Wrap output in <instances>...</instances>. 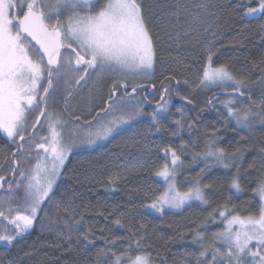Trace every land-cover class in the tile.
I'll return each mask as SVG.
<instances>
[{"label": "trees", "instance_id": "16d2710c", "mask_svg": "<svg viewBox=\"0 0 264 264\" xmlns=\"http://www.w3.org/2000/svg\"><path fill=\"white\" fill-rule=\"evenodd\" d=\"M176 2L143 0L156 48L152 78L147 82L155 88V93L145 101L140 89L129 103L132 101V106L141 104L146 115L136 123L125 125L104 144L70 154L52 202L44 205L33 227L11 245L0 242V264H97V251L110 247L106 241L115 240L113 250L119 254L141 238L140 251L149 252L155 264L161 261L164 264H197L196 257L202 249L200 243L193 242L194 237L197 232H203V243L207 245L214 233L222 231L223 218L220 219L219 211L227 206L234 214L256 212L258 197L253 198L252 189L257 179L264 175V159L260 152L264 147V125L257 118L250 129L238 127L234 120L226 119L227 111L222 102L235 97L237 108L251 106L253 112L264 114L247 98L251 96L252 101L259 104L264 86L249 84L244 97L217 95L233 92L232 88L219 92L193 86L198 83L203 50L209 42L215 44L214 65L227 63L238 77L255 81L260 75L256 66L264 67V28L261 27L264 17L242 18L247 7L257 6L256 0L251 3L249 0H179L182 5L189 6V11H182L179 17L170 14ZM198 3L206 4V9L195 8ZM192 8L197 9L194 13L197 21L194 26L184 28L188 25L185 14H191ZM169 76L174 78L169 80ZM177 80L181 81L179 85ZM184 80L189 84H184ZM63 87L62 83L58 86L49 102V111L65 120L75 115L83 123L92 121L96 116L93 112L81 115L73 111L71 104L79 88L69 89L73 95L68 97L66 109ZM165 88L169 90L165 96L169 103L166 113H158L163 118L158 121L157 131L151 126L148 114L156 109L157 105L153 104L159 102ZM117 93L121 96L119 91ZM182 96L192 103L187 104ZM38 115V109L30 113L29 123H34ZM177 120L182 127L175 123ZM44 127L42 121L35 132L40 133ZM33 131L28 129L29 133ZM209 144L224 148L228 153L239 149L243 154L236 162L239 169L235 166L225 168L211 158L204 160L202 154ZM182 145L187 147L182 149ZM16 147L0 133V176L5 177V189L7 181H14L13 159L23 155L13 157ZM169 148L175 150L183 162L175 181L180 192H186L197 179L201 185L211 184L212 187L204 190L207 200L204 205L193 203L178 212L163 211L155 215L145 211L144 206L163 192V184L155 176L165 164V150ZM170 161L169 153L167 162L170 164ZM205 168L209 170L202 173L201 169ZM234 175L239 176L244 189L238 194L230 187ZM109 177H115L116 183L110 185ZM213 210H216L214 214ZM117 220L123 227L115 223ZM66 225L75 227L69 231ZM13 227L0 219V233ZM85 235L91 244L83 240ZM210 256L211 253L209 259Z\"/></svg>", "mask_w": 264, "mask_h": 264}, {"label": "snow or ice", "instance_id": "6c2138e0", "mask_svg": "<svg viewBox=\"0 0 264 264\" xmlns=\"http://www.w3.org/2000/svg\"><path fill=\"white\" fill-rule=\"evenodd\" d=\"M256 4V7H247L242 18L255 20L264 17V0H256ZM194 7L206 9L207 5L198 3ZM182 11L188 12L189 6L177 0L171 6L170 14L179 17ZM261 27L264 28V24ZM68 49L70 52L62 51ZM214 49L212 42L204 47L202 72L194 89L213 85L231 87L233 93L244 97L249 84L264 86V67L256 66L260 75L255 81L238 77L229 64L214 65ZM155 58L156 48L143 0H0V133L17 145L13 157L23 154L12 161L14 181H7V189L4 188L5 177L0 176V191L3 192L0 195V219L14 226L0 233V242L11 245L18 236L33 227L44 205L52 202L66 161L74 149H89L99 142L108 141L114 134H119L125 125L136 123L146 115L141 104H129L137 87L132 88V93L125 91L124 96L118 97L117 89L126 90L128 85L117 81L109 92L103 115L98 112L92 121H85L84 125L78 123L80 117L74 115L76 122L69 128L67 120L49 111V102L53 100L58 86L61 83L64 86L67 109L68 97L73 95L69 89L86 83L92 72L97 79L113 75L125 80L148 74L154 67ZM173 78L168 77L169 80ZM180 83L177 80V84ZM183 83L188 85L189 81L184 80ZM168 91V88L164 89L161 102L148 114L151 126H155L157 131L158 121L163 118L158 113L167 112L169 99H165V96ZM247 98L257 109L264 111V93L259 104L252 101L251 96ZM181 99L187 104L192 103L187 97L182 96ZM222 104L227 111L226 119L235 120L238 127L250 129L257 118L264 125L261 111L253 112L251 106L237 108L235 97ZM37 109L39 115L30 124L28 116ZM42 121L46 125V134L36 140L35 129ZM175 123L182 127L179 120ZM29 128L34 131L29 133ZM184 147L187 145H182V149ZM260 152L264 159V147ZM169 153L170 164L167 162ZM242 156L239 149L228 153L224 148H214L213 144H209L202 154L204 160L211 158L225 168L235 166L238 169L236 162ZM165 158V164L156 175L163 178L167 187L144 207L163 214L165 207L182 208L192 200L207 203L204 190L212 185H201L197 179L186 192H180L175 181L177 170L183 162L177 152L170 148L165 150ZM22 160L32 162L29 167L21 168ZM208 170L201 169V172ZM108 182L115 184L116 178L109 177ZM230 187L234 194L243 192L238 175L232 177ZM252 191L253 198L258 197L255 213L234 214V210L225 206L224 210L219 211L224 229L214 233L210 243H203V232L196 233L193 242L200 243L202 249L196 257L197 264H249V259L251 264H264V175L257 179ZM115 223L123 227L119 220ZM66 227L71 231L75 225ZM83 240L88 241L87 235ZM91 243L88 241V244ZM106 243L110 247L97 251V264H155L149 252L140 251L142 238L130 243L119 254L113 250L115 240ZM217 244L221 246H215ZM161 264L164 262L161 261Z\"/></svg>", "mask_w": 264, "mask_h": 264}, {"label": "rangeland", "instance_id": "374dc122", "mask_svg": "<svg viewBox=\"0 0 264 264\" xmlns=\"http://www.w3.org/2000/svg\"><path fill=\"white\" fill-rule=\"evenodd\" d=\"M196 11H197V9L192 8V10L190 11L191 14H189V13H188V15L185 14V18L184 19H186V21L188 22V25H187V27L185 26L184 28H188V27H191V26L195 25V23H196L195 21H197L196 17H198L197 15L194 14V13H197ZM152 74H153V69L146 75L128 77L125 80H120V78L118 76H113V75H106V76H104V77H102L100 79H97L96 78V74L94 72H92L88 76L87 82L86 83L82 82V85L80 87H78L79 88V92L76 95V97L73 99V102L71 104L72 107H73V111L76 112V113H79L81 115L91 114L102 103L104 97L107 94H109V89L111 88V86L114 85L117 81H119L120 83H127V85H128L127 88H129L127 92H130L133 87H139V86H142V85H150L147 82L152 78ZM207 88L216 89L219 92H224V91H227L231 87L213 85V86H210V87H207ZM117 92H118V89H117ZM124 93H125V89H124ZM129 104H132V101ZM67 121L69 123V128H71L72 124L76 122L71 117L69 119H67ZM78 123H80L81 125H84V123L82 121H80V120L78 121ZM32 131H33V129H32ZM45 134H46V125H45L44 128H41L40 133L36 132L35 139L39 140V137L43 136ZM4 137H6V136H4ZM105 142L106 141L99 142L95 146L102 145ZM89 149H91V148H89ZM75 150H81V149H74L73 151H75ZM33 156H35V153H33ZM31 162L32 161H29V160H22V163H21L20 167L21 168H27V167H29ZM155 177H156V179H158L159 181L162 182L163 191H164L166 189L167 185L165 184L163 178L158 177L157 175ZM193 203L199 204V205H204L205 204V203H201L198 200H192V201L187 202L182 208H168V207H165L163 211L178 212V211L182 210L185 206H187L189 204H193ZM144 209H145V211H147L149 213H152V214H155V215L161 214L160 212H156L155 210L147 208V207H145ZM220 219H221V217H220ZM223 229H224V223H223ZM215 246H221V245L217 244ZM249 264H251L250 259H249Z\"/></svg>", "mask_w": 264, "mask_h": 264}, {"label": "flooded vegetation", "instance_id": "af4514ba", "mask_svg": "<svg viewBox=\"0 0 264 264\" xmlns=\"http://www.w3.org/2000/svg\"><path fill=\"white\" fill-rule=\"evenodd\" d=\"M69 51H70V49H68ZM63 51H66V50H63ZM143 87H141V93H140V96L145 100V101H147V96H153L154 95V93H155V88H154V91H153V93L151 94V95H149V90H148V86L149 85H142ZM147 87V88H146ZM113 89V85L111 86V88L109 89V92L111 91ZM156 90L157 91H159L160 89H158V87L156 88ZM118 91L120 92V94H121V96H124V88L123 89H121V88H118ZM136 94V93H135ZM135 94H134V96H135ZM108 95L109 94H107L105 97H104V99H103V101H102V103L100 104V106L99 107H97L94 111H93V113H94V115L97 113V112H102L103 111V109L105 108V106H106V103L108 102Z\"/></svg>", "mask_w": 264, "mask_h": 264}, {"label": "water", "instance_id": "95a60500", "mask_svg": "<svg viewBox=\"0 0 264 264\" xmlns=\"http://www.w3.org/2000/svg\"><path fill=\"white\" fill-rule=\"evenodd\" d=\"M35 43V42H33ZM38 47V46H37ZM63 51V50H62ZM122 89V88H121ZM158 89H160V87H158ZM154 91V88L152 86H149V95H151ZM128 93H132V90ZM135 93L132 94V96L134 95ZM217 95H229V96H239L238 93H233V92H227V93H217ZM159 102H161V98L159 100ZM186 102V101H185ZM107 104V103H106ZM157 103L153 104V106H156ZM106 107V106H105Z\"/></svg>", "mask_w": 264, "mask_h": 264}]
</instances>
